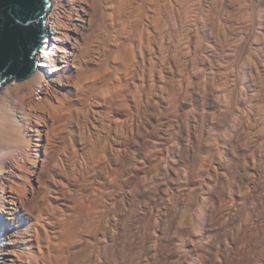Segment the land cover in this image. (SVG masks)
Returning <instances> with one entry per match:
<instances>
[{
    "label": "rangeland",
    "instance_id": "obj_1",
    "mask_svg": "<svg viewBox=\"0 0 264 264\" xmlns=\"http://www.w3.org/2000/svg\"><path fill=\"white\" fill-rule=\"evenodd\" d=\"M60 2L66 84L0 89L17 264H264V0Z\"/></svg>",
    "mask_w": 264,
    "mask_h": 264
},
{
    "label": "bare ground",
    "instance_id": "obj_2",
    "mask_svg": "<svg viewBox=\"0 0 264 264\" xmlns=\"http://www.w3.org/2000/svg\"><path fill=\"white\" fill-rule=\"evenodd\" d=\"M60 4H61V2H60V0H55V1H53V6H52V13H51V15H49V17H47V23H46V28H47V30L45 31V32H47L49 35H48V37H49V43H48V47L46 48V51L44 52V51H41L40 52V50L39 51H37V53L34 55V60L37 62V67H36V69H35V71L33 72V75L30 77V78H28L27 80H24V81H22L23 83H21V87L20 86H16V88L17 89H19V88H22L23 87V89H26V88H24V87H28V89L29 90H33V92L34 91H38V90H40L39 92H42V90H44V88L46 87V88H48V85H46L45 86V82H47V83H49V86H52V84L53 85H55L56 84V86H59V87H63L65 84H66V81H67V79H68V77H67V74H66V72H65V68H64V70L63 69H60V62L61 61H59L60 59H62V58H60V57H58L60 54H62L63 56H64V59H67L66 57H67V55H68V52H66V49H65V47H59L58 46V44H60L61 43V45H62V43L64 42L63 40L64 39H62V38H58V37H56L55 38V43H54V41L52 42L51 41V31L53 30V29H57V22H56V17H54V14L56 13V12H59V9H60ZM186 12V11H185ZM57 18H59V17H57ZM60 23V22H59ZM61 51V52H60ZM49 52V53H48ZM65 54V55H64ZM81 62V61H80ZM62 64H64V63H68V61H63V62H61ZM210 65H211V63H210ZM203 69V68H202ZM209 69V68H208ZM47 70V71H46ZM133 70V69H132ZM263 70V69H262ZM49 75H51V76H49ZM48 78H49V80H48ZM47 80V81H46ZM222 80V79H221ZM13 81V80H12ZM8 83V82H7ZM6 84V83H5ZM191 86V85H190ZM3 87V86H2ZM255 87V86H254ZM52 88V87H51ZM207 93V92H206ZM212 94V93H211ZM201 96V95H200ZM252 96V95H251ZM186 98V97H185ZM211 99V98H210ZM263 100V99H262ZM195 101V100H194ZM246 102V101H245ZM27 105H28V103H27ZM229 105V104H228ZM242 105V104H241ZM1 107V106H0ZM258 107V106H257ZM3 108V107H2ZM188 108V107H187ZM247 108V107H246ZM39 109V108H38ZM194 109V108H193ZM2 110H4V109H2ZM41 111V110H40ZM121 112V111H120ZM213 112V111H212ZM224 112V111H223ZM235 112V111H234ZM256 112H258V111H256ZM3 113V112H2ZM244 114V113H243ZM205 115V114H204ZM12 116H14V114H12ZM199 116V115H198ZM207 116V115H206ZM241 116V115H240ZM242 117V116H241ZM249 117V116H248ZM256 117V116H255ZM259 117V116H258ZM14 118V117H13ZM226 118V117H225ZM206 119V118H205ZM220 119V118H219ZM232 119V118H231ZM242 119V118H241ZM262 119V118H261ZM126 120V119H125ZM132 120V119H131ZM237 120V119H236ZM253 121V120H252ZM13 122V121H12ZM216 122V121H215ZM225 122V121H224ZM237 122V121H236ZM124 123V122H123ZM126 123H127V121H126ZM4 122L2 123V116H1V111H0V131H1V133H2V128L3 127H5L4 125ZM203 125V124H202ZM235 125V124H234ZM241 125V124H240ZM115 127V126H114ZM237 128V127H236ZM254 128V127H253ZM3 129H5V128H3ZM201 129V128H200ZM118 130V129H117ZM120 130V129H119ZM261 130V129H260ZM230 131V130H229ZM228 131V132H229ZM248 131V130H247ZM263 131V130H262ZM117 132V131H116ZM115 132V133H116ZM236 132V131H235ZM256 132V131H255ZM254 133V132H253ZM201 134V133H200ZM123 136V135H122ZM129 136V135H128ZM192 136V135H191ZM250 136V135H249ZM254 136V135H253ZM252 136V137H253ZM223 137V136H222ZM104 138V137H103ZM191 138V137H190ZM206 138V137H205ZM256 138V137H255ZM110 139V138H109ZM120 139V138H119ZM107 140V139H106ZM215 140V139H214ZM121 141V140H120ZM194 141V140H193ZM228 141V140H227ZM262 141V140H261ZM212 142V141H211ZM220 142V141H219ZM252 142V141H251ZM250 142V143H251ZM123 143V142H122ZM200 143V142H199ZM206 143V142H205ZM228 143V142H227ZM234 143V142H233ZM121 144V143H120ZM124 144V143H123ZM126 145V144H125ZM191 145V144H190ZM219 147V146H218ZM198 148V147H197ZM194 150V149H193ZM196 150V149H195ZM230 150V149H229ZM175 151V150H174ZM221 160V159H220ZM237 164V163H236ZM2 169H3V167H1L0 166V173L2 172ZM166 170V169H165ZM202 171V170H201ZM240 173V172H239ZM218 174V173H217ZM258 174V173H257ZM179 176H181L180 174H178ZM245 175V174H244ZM169 178V177H168ZM188 178V177H187ZM170 179V178H169ZM234 179V178H233ZM264 179V178H263ZM263 179L261 180V181H263ZM182 180V179H181ZM244 181V180H243ZM251 182V181H250ZM175 183V182H174ZM221 183V182H220ZM262 183V182H261ZM264 184V183H263ZM4 185H5V181H4V179H3V174H1L0 175V188H1V190L3 191V189H4ZM197 185V184H196ZM222 185V184H221ZM169 186V185H168ZM192 186H194V185H192ZM258 186V185H257ZM260 187H263L262 185L260 186ZM182 188V187H181ZM189 189V188H188ZM256 189H257V187H256ZM180 190V189H179ZM187 190V189H186ZM199 190V189H198ZM203 190V189H202ZM260 190V189H259ZM264 190V189H263ZM253 191V190H252ZM213 192V191H212ZM258 192V191H257ZM2 194H4V192H1ZM183 193V192H182ZM187 194H189V193H187ZM204 194V193H203ZM260 194V193H259ZM261 195V194H260ZM181 197V196H180ZM183 197V196H182ZM194 197V196H193ZM189 198V197H188ZM21 199V198H20ZM197 199V198H196ZM242 199V198H241ZM208 200V199H207ZM219 200V199H218ZM177 201V200H176ZM175 201V202H176ZM185 201V200H184ZM187 201V200H186ZM204 202V201H203ZM190 203V202H189ZM32 204V203H31ZM30 204V205H31ZM218 204V203H217ZM235 204V203H234ZM239 204H240V202H239ZM38 205V204H37ZM209 205V204H208ZM241 205H242V203H241ZM246 205V204H245ZM164 206V205H163ZM172 206V205H171ZM244 206V205H243ZM256 206V205H255ZM260 206V205H259ZM258 206V207H259ZM33 206L31 205V207H29V206H27L26 205V202L25 201H23V199H21V201H20V203H19V205L17 206V209H15L16 210V215H15V217H14V215L12 216V219L10 218V224H9V228L8 229H4V220L2 219V217L0 216V264H17L18 263V260H21V257H22V252H20V247H21V244L24 242L23 241V238H22V232L25 234L26 232V229H25V227H24V225H25V222L26 221H30V214L31 213H33V208H32ZM184 207H186V206H184ZM206 207V206H205ZM226 207V206H225ZM224 207V208H225ZM251 207V206H250ZM203 208V207H202ZM182 209V208H181ZM185 209V208H184ZM208 209V208H207ZM221 209V208H220ZM242 209H243V207H242ZM242 209H240L239 208V211L241 210V211H243ZM222 210V209H221ZM226 210V209H225ZM249 210V209H248ZM253 210V209H252ZM257 210V209H256ZM190 211V210H189ZM229 211V210H228ZM3 212H5V211H3ZM147 212V211H146ZM221 212V211H220ZM230 212V211H229ZM254 212V211H253ZM6 213V212H5ZM236 213V212H235ZM241 213V212H240ZM240 213H238V214H240ZM141 214H142V212H141ZM159 214V213H158ZM32 215V214H31ZM163 215V214H162ZM206 215V214H205ZM228 215V214H227ZM233 215V214H232ZM235 215V214H234ZM237 215V214H236ZM148 216V215H147ZM165 216V215H164ZM240 216H241V214H240ZM177 217V216H176ZM176 217H174V218H176ZM223 217V216H222ZM229 217H230V215H229ZM236 217V216H235ZM252 217V216H251ZM156 218V217H155ZM228 218V217H227ZM160 219V218H159ZM220 219H221V217H220ZM223 219V218H222ZM244 219V218H243ZM257 219V218H256ZM146 220V219H145ZM168 220V219H167ZM204 220V219H203ZM202 220V221H203ZM245 220V219H244ZM143 221V220H142ZM187 221V220H186ZM191 221V220H190ZM200 221V220H199ZM207 221V220H206ZM219 221V220H218ZM231 221H233V220H231ZM230 221V222H231ZM239 221V220H238ZM261 221V220H260ZM138 222H139V220H138ZM167 223V222H166ZM175 223V222H174ZM177 223V222H176ZM190 223H192V222H190ZM156 224V223H155ZM168 224V223H167ZM206 224V223H205ZM204 224V225H205ZM189 225V224H188ZM191 225V224H190ZM141 226V225H140ZM178 226V225H177ZM226 226V225H225ZM15 228V230L13 229L12 230V228ZM206 227V226H205ZM160 228V227H159ZM186 228H189V227H186ZM227 228V227H226ZM193 229V228H192ZM192 229H191V231H192ZM233 229V228H232ZM21 230V231H20ZM186 230V229H185ZM194 230V229H193ZM208 230V229H207ZM235 230V229H234ZM263 230V229H262ZM190 231V232H191ZM195 231V230H194ZM180 232V231H179ZM218 232V231H217ZM240 232V231H239ZM194 233V232H193ZM196 233V232H195ZM262 233V232H261ZM166 234H167V232H166ZM236 234H238V233H236ZM264 234V233H263ZM160 235V234H159ZM169 235V234H168ZM190 235H191V233H190ZM200 235V234H199ZM251 235V234H250ZM161 236V235H160ZM189 236V235H188ZM104 237V236H103ZM181 237H183L182 235H181ZM248 237V236H247ZM257 237V236H256ZM259 237H261V236H259ZM258 237V238H259ZM160 238V237H159ZM203 238V237H202ZM212 238V237H211ZM254 238V237H253ZM252 238V239H253ZM155 239V238H154ZM153 239V240H154ZM182 239V238H181ZM249 239V238H248ZM102 240V239H101ZM162 240H163V238H162ZM230 240H231V237H230ZM253 240H255V239H253ZM264 240V239H263ZM103 241H105V239L103 240ZM164 241V240H163ZM167 241V240H166ZM180 241H182V240H180ZM207 241V240H206ZM209 241V240H208ZM215 241V240H214ZM214 241H213V243H214ZM228 241V240H227ZM231 241H233V240H231ZM106 242V241H105ZM157 242V241H156ZM165 242V241H164ZM211 242V241H210ZM257 242V241H256ZM259 242H260V240H259ZM259 242H257V243H259ZM161 243V242H160ZM180 243V242H179ZM187 243H188V241H187ZM187 243H186V239H185V243L183 242V244H182V246H181V251H179L180 253H179V255H180V260H181V264H187V262H189L188 261V259H187V254H189L188 253V251H190L189 249H188V245H187ZM191 243V242H190ZM234 243V242H233ZM251 243V242H250ZM102 244V243H101ZM107 244V243H106ZM189 244V243H188ZM210 244V243H209ZM232 244V243H231ZM260 244V243H259ZM259 244H258V246H259ZM263 244V243H262ZM216 245V244H215ZM230 245V244H229ZM252 245V244H251ZM102 246V245H101ZM112 246V245H111ZM155 246V245H154ZM164 246V245H163ZM228 246V245H227ZM242 246V245H241ZM250 246V245H249ZM263 245H261V247H262ZM208 247V246H207ZM219 247V246H218ZM101 248V247H100ZM160 248V247H159ZM176 248V247H175ZM190 248V247H189ZM226 248V247H225ZM243 248V247H242ZM244 248H245V246H244ZM252 249H253V247H251ZM264 248V247H263ZM263 248H262V250H263ZM163 249V248H162ZM191 249V248H190ZM215 249V248H214ZM257 249V248H256ZM154 250V249H153ZM180 250V249H179ZM192 250V249H191ZM261 250V249H260ZM100 251V250H99ZM110 251V250H109ZM176 251V250H175ZM178 251V250H177ZM157 252V251H156ZM162 252H164V251H162ZM204 252H206V251H204ZM210 252H211V250H210ZM216 252V251H215ZM244 252V251H243ZM255 252V251H254ZM257 252H259V251H257ZM262 252V255L264 256V250L263 251H261ZM261 252H259L258 254H259V257L256 255V253H254L257 257H258V259L257 260H259V258H260V253ZM178 254V253H177ZM176 254V256H179V255H177ZM246 254V253H245ZM247 254H249L248 252H247ZM254 254L252 255V256H254ZM106 255V254H105ZM209 255V254H208ZM216 255H217V253H216ZM250 255V254H249ZM154 256V255H153ZM156 256V255H155ZM172 256V255H171ZM206 256V255H205ZM242 256H244L243 254H242ZM241 256V257H242ZM210 257V256H209ZM222 257V256H221ZM108 258V257H107ZM164 258V257H163ZM162 258V259H163ZM205 258H207V257H205ZM204 258V259H205ZM216 258V257H215ZM244 259H246L245 258V256L243 257ZM251 258V257H250ZM250 258H247V259H250ZM262 258V257H261ZM149 259V258H148ZM166 259V258H165ZM202 259V258H201ZM202 260L201 261V263L200 264H207L209 261L208 260H210V259H206V260ZM235 259V258H234ZM252 259H255V258H253L252 257ZM145 260H146V258H145ZM144 260V261H145ZM156 260V259H155ZM176 260H178V258L176 259ZM200 260V259H199ZM220 260V259H219ZM243 260V259H242ZM264 260V259H263ZM149 261V260H148ZM193 261V260H192ZM216 261H218V259H216ZM215 261V262H216ZM221 261V260H220ZM231 261V260H230ZM246 261V260H245ZM174 262H176V261H174ZM215 262H213V264L215 263ZM254 262V261H253ZM259 262V261H258ZM261 262V261H260ZM99 263V262H98ZM102 262H100V264H101ZM105 263V262H104ZM210 263V262H209ZM219 263V261L216 263V264H218ZM229 263V262H228ZM231 263V262H230ZM251 263V262H250ZM103 264V263H102ZM147 264V263H146ZM158 264V263H157ZM220 264V263H219ZM239 264V263H238ZM241 264H242V262H241ZM263 264V263H262Z\"/></svg>",
    "mask_w": 264,
    "mask_h": 264
},
{
    "label": "water",
    "instance_id": "obj_3",
    "mask_svg": "<svg viewBox=\"0 0 264 264\" xmlns=\"http://www.w3.org/2000/svg\"><path fill=\"white\" fill-rule=\"evenodd\" d=\"M52 6V0H0V89L33 75Z\"/></svg>",
    "mask_w": 264,
    "mask_h": 264
},
{
    "label": "built area",
    "instance_id": "obj_4",
    "mask_svg": "<svg viewBox=\"0 0 264 264\" xmlns=\"http://www.w3.org/2000/svg\"><path fill=\"white\" fill-rule=\"evenodd\" d=\"M48 35H49V34H48L47 32H45L44 39H43V41H42V42L44 43V45H42V48H40V52H41V51H44V52H45L46 49H43V48H47V47H48V43H49V42H48V41H49V37H48ZM45 37H46L47 39H45ZM48 53H49V52H48Z\"/></svg>",
    "mask_w": 264,
    "mask_h": 264
}]
</instances>
